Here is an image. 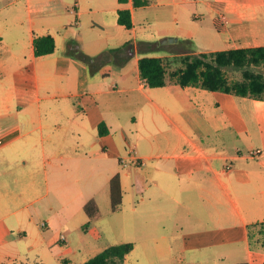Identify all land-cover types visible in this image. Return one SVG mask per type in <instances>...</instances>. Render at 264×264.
I'll use <instances>...</instances> for the list:
<instances>
[{
  "label": "crops",
  "instance_id": "1",
  "mask_svg": "<svg viewBox=\"0 0 264 264\" xmlns=\"http://www.w3.org/2000/svg\"><path fill=\"white\" fill-rule=\"evenodd\" d=\"M121 9L130 11L131 29L118 24ZM44 35L55 50L35 56L33 40ZM167 37L177 42L164 45L191 41L194 53L264 46V0H149L141 7L132 0H0V139L20 142L22 153L64 177L57 190L69 192L75 175L94 181L82 207L94 200L99 217L101 200L111 210L109 182L119 176L122 201L111 211L122 210L125 190L139 197L126 222L107 223L117 237L132 233L124 264H264L247 229L264 222V101L174 83L149 87L138 68L149 52H109ZM221 39L228 46L203 48ZM75 46L102 55L94 70L72 55ZM128 133L140 163L129 157L123 167ZM6 205L0 191V212ZM17 256L0 249V264H16Z\"/></svg>",
  "mask_w": 264,
  "mask_h": 264
},
{
  "label": "rangeland",
  "instance_id": "2",
  "mask_svg": "<svg viewBox=\"0 0 264 264\" xmlns=\"http://www.w3.org/2000/svg\"><path fill=\"white\" fill-rule=\"evenodd\" d=\"M203 18L207 24L208 15L204 14ZM208 26L212 32V26ZM137 29L142 33L140 25H137ZM159 41L161 39L155 43ZM226 44L227 40L221 39L219 44L203 48H224L228 46ZM159 49L168 51L170 55L167 58L170 59L182 50L195 51L191 41L164 45ZM164 50H153L145 56H160L166 53ZM175 65L171 61L168 70L174 69ZM227 76L234 78L238 73L227 72ZM141 130L144 132L143 127ZM134 140L130 133L126 135V151L136 150L133 147ZM4 143L6 144L0 147V191L7 200V205L0 216H6L3 223L8 233L4 236V246L0 249L7 250L9 254H18L16 264H61L55 252L59 258L69 257V264H81L109 245L122 240L131 242L133 237L129 230L117 237L108 230L107 223L126 222L130 216V207L136 203L138 196L125 190L122 210L117 212H112L108 205L102 204L109 202L101 200V216L93 223L87 218L82 205L95 190L94 181L87 182L86 177L75 175L66 182V186H70L69 192L57 190V179L63 180L64 177L53 175L51 166H44L37 155L22 153L18 149L20 142L8 143L6 140ZM65 194L69 197L62 199ZM87 221L90 223L85 226ZM17 228L26 230L27 236L18 233ZM10 229L14 231L9 232ZM62 263L65 264L63 261Z\"/></svg>",
  "mask_w": 264,
  "mask_h": 264
},
{
  "label": "trees",
  "instance_id": "3",
  "mask_svg": "<svg viewBox=\"0 0 264 264\" xmlns=\"http://www.w3.org/2000/svg\"><path fill=\"white\" fill-rule=\"evenodd\" d=\"M148 3L149 0H132L134 7L145 6ZM117 22L126 29H131L133 23L130 11L119 10ZM180 42L190 41L184 39ZM159 47V44L151 42H139L136 45L127 42L109 52L112 56L116 53H129L135 50L138 53H146L158 50ZM33 48L35 56L51 54L55 50V40L51 35L36 37L33 40ZM71 53L88 64L91 70H94L96 61L102 57V55L98 57L86 55L76 46L72 47ZM171 61H174L176 65L169 71ZM138 68L140 77L149 87H163L174 83L181 87L193 86L207 91H219L264 101V46L200 53L182 50L171 59L143 56L138 61ZM227 72L238 73V76L229 78ZM101 128L102 125L99 126V134H102ZM109 192L111 210L115 211L122 201V189L118 175L111 178ZM84 211L89 220H94L99 215V209L92 199L84 205ZM88 224L89 222L85 226ZM247 229L251 250L264 251V222L250 224ZM132 248L131 242L113 244L82 264H124V258Z\"/></svg>",
  "mask_w": 264,
  "mask_h": 264
},
{
  "label": "built area",
  "instance_id": "4",
  "mask_svg": "<svg viewBox=\"0 0 264 264\" xmlns=\"http://www.w3.org/2000/svg\"><path fill=\"white\" fill-rule=\"evenodd\" d=\"M4 143V141L2 140V139H0V146L2 145ZM260 153V150H256L253 154H259ZM131 158V157H134V161H135V163L136 164H139L140 163V160L139 159H137L136 157H135V151L134 150H131V151H129V154L126 156V157H121L120 159H119V163L123 166V167H126V166H128V163H127V160H128V158Z\"/></svg>",
  "mask_w": 264,
  "mask_h": 264
},
{
  "label": "water",
  "instance_id": "5",
  "mask_svg": "<svg viewBox=\"0 0 264 264\" xmlns=\"http://www.w3.org/2000/svg\"><path fill=\"white\" fill-rule=\"evenodd\" d=\"M173 42H177L176 37L163 38L161 41L158 42V44L164 45V44L173 43Z\"/></svg>",
  "mask_w": 264,
  "mask_h": 264
}]
</instances>
